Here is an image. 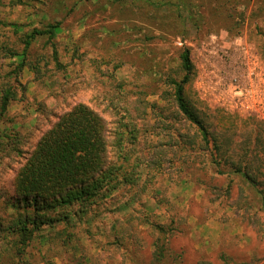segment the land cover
Wrapping results in <instances>:
<instances>
[{
	"label": "rangeland",
	"instance_id": "1",
	"mask_svg": "<svg viewBox=\"0 0 264 264\" xmlns=\"http://www.w3.org/2000/svg\"><path fill=\"white\" fill-rule=\"evenodd\" d=\"M182 4L183 16L145 0H0V104L6 89L15 97L0 114V251L11 248L5 227L29 216L40 229L26 264H264V15L252 14L258 0H240V15L218 0ZM56 22L62 68L47 36L23 60L12 55L30 30ZM186 45L194 64L186 97L221 152L201 146L171 105L168 78L182 76ZM76 104L101 117L108 164L131 156L117 164L136 183L105 187L87 204L28 210L16 176Z\"/></svg>",
	"mask_w": 264,
	"mask_h": 264
},
{
	"label": "trees",
	"instance_id": "2",
	"mask_svg": "<svg viewBox=\"0 0 264 264\" xmlns=\"http://www.w3.org/2000/svg\"><path fill=\"white\" fill-rule=\"evenodd\" d=\"M145 1L157 9H175L180 16H183V10L180 6L183 5L184 0ZM213 1L210 0L212 3ZM218 1L226 9L236 11L240 0ZM236 13L240 15L241 11L237 10ZM256 13L264 15V0H258V5L252 11V14ZM11 25L17 31H21L20 25ZM60 30V22L50 23L46 28H33L25 34L24 50L22 52H12V55L21 56L23 60L31 44L37 39L47 36L48 42L53 46V62L58 69L62 68L64 64L59 58L54 42ZM179 59V69L182 76L180 78H168V83L172 86L171 97L174 103L171 105L190 127L195 128L201 146L210 150V143L214 142L215 148L218 152H221L215 134L213 135L203 117L186 97V86L194 75L191 49L187 45L182 48ZM14 98L11 89L4 90L1 96L0 114L7 112L10 102ZM134 137L133 139L121 138L119 147L122 149L123 143H134L138 139L137 136ZM186 147L187 143L181 141L174 145L173 158L181 160ZM129 149L131 151L133 147L130 146ZM210 154L213 161L219 164L220 161L217 156L219 153L215 154L214 150H211ZM122 158L130 162L131 156L122 155L120 158L118 157L117 161L108 164L106 161L105 131L101 117L88 105L76 104L60 116L58 121L52 124L34 145L29 158L16 176L15 186L19 195L17 200L19 204L22 203L21 205L28 210L31 207L38 210L40 208H56L75 202L90 203L92 199L100 197V191L105 187L108 189V193H112L123 183H136V178L133 180L130 176H127V172H125L124 179L120 175L123 166L117 163ZM143 159V164H146V166L151 165L154 161L147 154ZM163 159V157L158 158L160 162ZM139 164L140 162H137L132 168H139ZM241 171L240 168L237 169V172ZM36 219L33 220L29 216L21 217L11 221L10 225L5 227L6 232L10 234L8 244L11 248L0 251V264L27 263L28 248L40 229ZM60 219L58 218L57 221Z\"/></svg>",
	"mask_w": 264,
	"mask_h": 264
}]
</instances>
